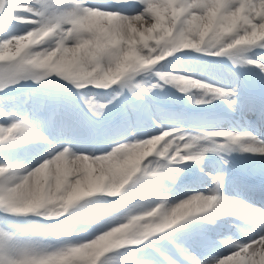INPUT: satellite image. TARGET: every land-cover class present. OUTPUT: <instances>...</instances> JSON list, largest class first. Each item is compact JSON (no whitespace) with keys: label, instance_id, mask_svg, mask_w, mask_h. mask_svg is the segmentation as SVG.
<instances>
[{"label":"snow or ice","instance_id":"1","mask_svg":"<svg viewBox=\"0 0 264 264\" xmlns=\"http://www.w3.org/2000/svg\"><path fill=\"white\" fill-rule=\"evenodd\" d=\"M130 3L138 4L139 9L132 13L123 11ZM35 4L41 6L0 0V13L34 24L26 33L0 41V84L29 76L39 80L55 72L77 88L90 84L108 88L119 81L139 96L163 84H175L182 92L201 88L212 98L227 99L234 95V89L225 90L186 76L157 71V82L150 87L143 81L133 82V77L153 70L152 66L178 48L227 54L234 64L241 65L256 64L247 53L255 47L264 49V0H112L111 4L89 6L83 5L82 0H72L73 7L59 13L50 12L45 0H35ZM11 10H25L32 16ZM52 35L58 37L55 47L34 50ZM213 44L218 49L213 50ZM259 67L264 70V62H259ZM84 99L89 110L99 117L105 105L93 97ZM193 99L196 104L206 102L204 97ZM228 103L231 106L234 101ZM0 115L10 119L8 124H0V142L18 137L47 139L40 130L13 118L3 108ZM208 136L225 139L214 142L210 149L200 148V140ZM233 149L264 153V140L248 132L215 131L193 136L170 129L147 139L119 144L102 155L77 154L65 145L22 175L18 174L22 165L0 164V206L14 213L39 212L49 202L62 199L64 211H68L94 193H120L134 177L137 182H147L167 175L172 162L200 160L207 151ZM153 154L168 163L148 167L143 162ZM213 180L216 187L211 194H194L170 208L158 204L136 214L130 212L126 222L87 242H69L52 251L19 245L0 248V264H106L100 258L111 250L138 245L182 221L183 217L176 214L178 208L219 197L220 178L215 176ZM227 204L237 209L234 215L247 211L250 215L246 218L258 219L264 228V212L250 209L241 201ZM138 225L150 227L137 232ZM121 229L120 239L97 250L96 241ZM176 247L189 264H208L183 247ZM164 259L167 264H177L166 255ZM215 264H264V232L218 258Z\"/></svg>","mask_w":264,"mask_h":264},{"label":"rangeland","instance_id":"2","mask_svg":"<svg viewBox=\"0 0 264 264\" xmlns=\"http://www.w3.org/2000/svg\"><path fill=\"white\" fill-rule=\"evenodd\" d=\"M8 2L9 4H32L31 0H8ZM45 3L48 5L49 11L55 13L70 9L73 5L72 0H46ZM40 6L41 5H38L37 7ZM14 12H19V15L21 16L25 14L30 17L32 16L31 13H26L25 10H14ZM3 26H6L7 29L9 28L8 26H12L13 28L10 29V31L8 30L7 35L2 36L1 29ZM33 26L34 24L32 22H25L20 19H14L7 13H0V41H3L6 38H10L14 35H22L31 30ZM57 39L58 37L56 35H52L51 37L46 39L44 43L36 46L34 50L38 51L41 48L55 47ZM211 47L213 48V50L218 49V45L215 44H213ZM257 49L258 47H255L252 49V51ZM221 55L223 58L226 57L227 59H229V62L234 68L238 66V69L241 68L246 72L252 71L251 64H234L232 58L227 54L214 55L210 51L197 50L195 48H178V50L171 52L169 55L165 56L164 59L158 61L157 63L161 64L160 67L167 65L169 68L173 67L174 65L181 64L179 65V69H186L184 70L185 73H187L186 76L190 77V75H193L210 79L212 75L209 74L210 76H207V74H205V70H209V67L212 63L220 64L221 62L218 60V57H220ZM150 72L151 71L140 72L135 76L138 77L140 81H145L147 84H154L156 82L152 78ZM177 72L182 71L177 70ZM191 72L194 73L191 74ZM206 72L208 73V71ZM213 74L215 76L217 75L215 72H213ZM46 84L49 85L45 86ZM169 85L170 86L166 87H155L152 88V90H154V92H156L159 97L179 103L178 93L180 91V88L175 84ZM37 86H40V90H38ZM216 87L223 89L224 83L217 84ZM104 93H108L109 97L105 96ZM131 93L132 92L129 90V88L127 86H123L119 81L116 84L110 85L108 88H103L91 84L81 88H77L74 84L71 83V81L65 79L63 76L57 73L52 72L48 75L43 76L39 80L29 76L26 78L12 80L4 84H0V108H3L5 112L11 113L13 118L27 121L33 126L34 123L31 121V119L33 118L35 121H39L40 119L44 118L46 111L49 110L48 105H51L52 103H54V101L57 100V102L55 103L62 105L61 110H66V113L68 114H71L73 110H75L76 112L84 116L89 126L91 121L89 122L88 120L91 119V116L89 111L85 107V97H93L95 98V100L100 101L101 104L105 105V113L111 114L112 107H110L109 105L112 101L113 105L124 103L125 106H131V103L127 97L131 96ZM192 94L195 98L204 97L205 100L214 99L212 98L211 93L205 94V90L201 88H192ZM130 109L134 108H128L127 112H129ZM182 110L183 109H180L177 112L170 113V120L174 122V120H177V118L178 120L182 119ZM153 111H155L158 116L160 114V111L162 110ZM68 114L65 115L69 116ZM117 115H119V117L124 121L123 113L117 111L113 115V121L105 120V128L110 127L112 124L116 125V122L114 121L117 119ZM40 116L43 117L39 118ZM134 116L133 120L131 121V125L133 127H129V130L134 131L133 135H128L127 133L123 134L122 137L117 138L113 142L111 149L102 153H100L101 151L90 149L88 150L89 152L87 153V155H102L110 152L119 144L142 140V138L140 137H145V139H147L151 136L159 134L162 131L156 122V125L155 123H152L150 124V126H146L145 129H143V120L140 119L142 122L139 119L136 121V118H139V115H137L135 109ZM206 118L219 120L221 117L207 114ZM159 119L160 117H156V120ZM9 122L10 119H6L3 115H0V124H8ZM58 125L59 124L55 125V130L58 129ZM46 126L49 127L51 126V124ZM33 127L40 130L41 132L43 131L40 126L34 125ZM172 128L174 127H170V129ZM61 131L62 129H59L60 133ZM110 134L111 138L113 139V137H116L118 135V132L114 128H112L110 130ZM135 135L139 136V138H136ZM130 136H132L131 140L128 139ZM91 137L93 138V134H91ZM29 140L31 139L27 137H18L16 139H10L7 142H0V164L7 163L19 164L24 166V163L28 156H20L19 152L23 148L22 145ZM36 140L38 143H41V139L39 140L38 138H36ZM44 148L46 151L44 150V152L40 153L43 156L48 154L47 151L49 150L46 146ZM79 154H83V151H81ZM44 159L45 158L43 157V160ZM162 160L163 158L155 156L153 154L152 156L146 158L145 162L143 163H145L149 167L151 166V164H156L158 161ZM164 163L167 162L164 161ZM211 165L217 166L213 164ZM206 166L207 168L209 167V165ZM210 171H212V173L215 172L214 170ZM18 174L22 175V172H19ZM184 174L185 172L182 174V176H184ZM137 175H139V173ZM135 180L136 179L134 177L133 180L125 186V189H127V187L128 189H130V200L128 199V194L125 195L124 199L120 200L118 199V193L112 195L106 192H98L79 200L72 207H70L69 211L77 209L83 212L82 214L84 217V221L87 224L86 228L67 227V224L69 225L70 220L67 217H63V214L55 216L52 214H41L39 212L14 213L7 210L5 206H0V248H11L12 246L19 245L31 246L41 251H52L64 246L69 242H87L88 240L94 239L96 236L102 234V232L107 231L109 228L116 226L119 223L126 222V218L130 212L135 211L136 213H138L141 210L151 209L152 207H155L156 205L162 204V202H164L162 195L159 196L160 190H155L154 192H152V195L147 197L146 200L138 198V193H142L147 190L144 188H134L133 181ZM195 191L199 192V189L195 188L192 190V192ZM168 195L169 193L165 195V199L166 197H168ZM132 199H134L135 201L132 202ZM130 202L132 203L122 208L126 211L125 213H120L119 210H116L117 208L114 209L112 207V205L114 207H121L125 203ZM164 203V208L170 207L169 199ZM33 225L41 226L42 230H44L47 225L56 227V229H58L57 231L59 232L60 240H52V234L54 231H52L50 234H46L42 230L34 229ZM240 229L241 227L236 225V230L239 231ZM8 236H11L13 239L7 240L6 237ZM136 246L137 245H125L121 248L113 249L110 252L104 254V256H102L100 259L102 261H105L106 264H142L143 261H151L142 257V252L144 250L138 249ZM85 255H88V253H86ZM122 256H125V259ZM151 264L161 263L158 261H151Z\"/></svg>","mask_w":264,"mask_h":264},{"label":"bare ground","instance_id":"3","mask_svg":"<svg viewBox=\"0 0 264 264\" xmlns=\"http://www.w3.org/2000/svg\"><path fill=\"white\" fill-rule=\"evenodd\" d=\"M87 4L99 5V3L97 1H94V0H88ZM12 11L14 12V10H12ZM8 27H9L8 29L6 26L2 27V29H1V32H2L1 35L2 36L7 35L8 30L10 31V29L13 28L12 26L11 27L8 26ZM248 55L257 61L256 64H251L253 71L251 73V77L248 76V77H250L249 79H251L256 84L261 83L264 86V70H261V68L259 67V62H264V49H261L258 47L257 50H253V51L250 50L248 52ZM184 70L185 69H179V71H182V72H177V74H175V75L186 76L187 73H185ZM241 71H243V70H241ZM205 74H210V75H212L213 78L215 77L216 79L219 78V75L215 76L213 74V72H211V71H208V73L205 71ZM186 77H188V76H186ZM222 79L224 80L225 83H227L233 89L237 90V88L239 87V82L237 79H236V81H234L233 78H231L229 76L222 77ZM242 99L243 98H241L240 102H242ZM181 113L183 114V119H184V121L181 125H184L185 121L187 120V119H185V117H187L189 114L185 110H182ZM237 113L238 112H235L233 115L232 114L228 115V117H226V119L220 118L219 120H215V119L211 118L212 119L211 120L210 118H205L204 122L209 123V124H204L207 126H203V124L202 125L197 124L195 126L196 127H207V128L216 129V128H218L217 126L221 125L220 129H222V130H218V131H231V132H233L234 129H236L242 121L241 119L237 118ZM68 115L69 116H67L65 114H60L58 117V116L51 114L50 119H49L51 126H49V128H48L50 133L56 134L57 130L59 131V129H62V131H61V134H62V132L70 129V126H71L70 124L77 123V126H78V124L80 126H82V124H84L85 120L81 115H78V114L77 115L68 114ZM133 116H134V109H130V111L126 113V117L129 118V119H127L128 124H130L131 121L133 120V118L135 117V116L134 117ZM260 116H261V119L262 118L264 119V105L260 111ZM156 117H160V116L159 115L157 116L155 111H153V112L151 111V115L149 118L143 117L142 120H143L144 127L150 126V124L155 123ZM227 118H228V120H227ZM177 120H178V118H177ZM190 121L193 122L192 120H190ZM260 121L261 120H259L257 122V125L261 124ZM56 124H59L57 127L58 128L57 130H55ZM155 125H156V123H155ZM59 126H60V128H59ZM261 134L264 135V127L262 128ZM88 136H89V130H87L86 127L84 126V131L82 130L80 136H77L75 138V140H77V142H76L77 146L78 147L82 146L84 141L87 140ZM55 138H57V137H55ZM31 139H32L31 142H26L22 145L23 148L19 152L20 156H26V155L28 156V158L26 159V161L24 163L23 169L20 171V172H22V174H24L25 171L30 170V169L38 166L43 161V155L40 154L42 152H39V151H41L46 145L38 143L36 138H31ZM37 144L42 146L41 150L38 149ZM80 150L83 151V154L88 153L87 149H84L83 147ZM208 169L214 170L215 172L208 174V175H203V179H202L203 189L201 191L192 192V189H194V187H192L190 190L188 185L183 184V185H179L178 187H175L174 188L175 190L173 192H169V195H168V197H166L165 200L169 199L170 207L179 203L180 201H182L186 198H189L190 196H192L194 194H197V193H203L205 195L211 194V190L216 187L215 182L213 180V177H215L217 174L223 172V170L220 169L219 166H212V165H209ZM232 186L234 187V184ZM219 194L223 197H226V198H236L237 200L241 201L243 204L248 205L250 209H252L251 207H255V206H252L251 204H249L247 202L242 201L236 194H234L231 191L230 187H228V188L224 187L220 191ZM253 210H257V208L255 207V209H253ZM241 215H243L244 219H245L244 229L240 232V234L237 232L238 234L234 235V238H235L234 242L228 243L230 249H233V248L237 249L240 244L248 243L249 241H251V240L257 238L259 235H261L262 232H264V228H262L261 223L258 219L246 218L250 215L249 212L242 211ZM224 256H226V255H220V256L215 258L210 254V252H208L206 250L202 251L200 254L201 260H206L208 262V264H215V261L218 258H222Z\"/></svg>","mask_w":264,"mask_h":264},{"label":"clouds","instance_id":"4","mask_svg":"<svg viewBox=\"0 0 264 264\" xmlns=\"http://www.w3.org/2000/svg\"><path fill=\"white\" fill-rule=\"evenodd\" d=\"M94 11H98V10L94 9ZM143 83L146 87L151 86V84H147L145 81H143ZM213 132H215V131H213ZM201 141H203L204 143H201ZM214 142H218L215 140V136H208V137L202 138L200 140L199 147L210 149L213 146ZM225 176H226V173H224V172H221V173L216 175V177L220 178V185H219V189H218L219 191H220V187H221V182L224 180ZM188 199L189 198H186L182 201H185ZM232 200L239 201L236 198H226V197H223L220 195L219 197H213L211 200L205 201L203 203H201L199 201L194 202V203H188V204L184 205L183 207L178 208L176 211V214L179 216H182L183 220H185V219H201V220L208 221L210 223H215L217 219H219L225 215H228V214L234 215V213L237 211V209L229 207L227 204L228 201H232ZM63 205H64V201L62 199H57V200L49 202L46 206L40 208L39 212L41 214H52L55 216H59V215L63 214L64 212H66V211H64ZM175 205H173V206H175ZM124 227H126V226H124ZM145 227H150V225L149 226L138 225L136 228V231L142 232L145 230ZM121 235H122V229L120 231H117V232H110L107 237H105L99 241H96L97 250L107 246L110 243L115 242L118 239H120Z\"/></svg>","mask_w":264,"mask_h":264}]
</instances>
